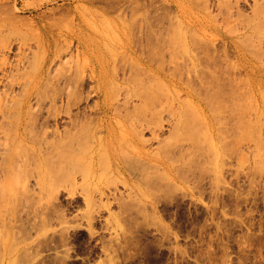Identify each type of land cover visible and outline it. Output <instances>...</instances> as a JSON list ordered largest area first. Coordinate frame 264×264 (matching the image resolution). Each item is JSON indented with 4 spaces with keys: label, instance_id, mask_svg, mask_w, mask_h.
<instances>
[{
    "label": "rangeland",
    "instance_id": "374dc122",
    "mask_svg": "<svg viewBox=\"0 0 264 264\" xmlns=\"http://www.w3.org/2000/svg\"><path fill=\"white\" fill-rule=\"evenodd\" d=\"M32 89L38 140L0 111V264H264V0H0V106Z\"/></svg>",
    "mask_w": 264,
    "mask_h": 264
},
{
    "label": "bare ground",
    "instance_id": "6f19581e",
    "mask_svg": "<svg viewBox=\"0 0 264 264\" xmlns=\"http://www.w3.org/2000/svg\"><path fill=\"white\" fill-rule=\"evenodd\" d=\"M253 30L259 32L260 31V27L258 25V23H255L254 25H252ZM179 37V42H181L182 40L184 41V44H180V47L184 50L183 52L185 54H189V46H187V42H186V35H182ZM193 38H196V36L194 35V33H192ZM181 50V49H180ZM108 51H110L108 49ZM140 66L148 71L153 72V74L159 78V79H164L161 76H165L164 71L162 70V65H158V66H154L153 64V58L149 57L146 60H143L140 62ZM194 66V65H193ZM195 67H193L194 69ZM192 70V69H191ZM196 71V69H194ZM191 72V71H190ZM198 73V72H197ZM196 74V73H195ZM176 75V74H175ZM199 75L200 74H196ZM166 82L162 81V86H166L165 84ZM174 89V88H173ZM166 92L169 93H176L177 89L175 88V90H170V89H166ZM193 92V91H192ZM191 92V93H192ZM217 90H213L209 95H207V97L204 99L205 104L207 105L205 108H210L215 109L218 111V107L222 104V100L220 95L217 93ZM38 93L35 89H32L30 91L27 92V94L24 96V98L22 100H19L18 102L14 103V104H10L8 107H2L0 106V111L3 113L4 116L8 115V117L13 116V119L16 115V113H19V115L16 116L17 120H13L11 121V131H13V135H9L7 134V139H10V137L13 138V140H27V136H26V131L28 129V127L30 128V139H35L38 140V136L34 133L33 128L31 129L32 125L34 128H36L37 126V122H38V118L35 117L34 115H38V114H33L31 112V109L29 108L28 104L30 105L31 102V98L32 96ZM195 94V93H194ZM154 97H157L156 95L154 96H148L147 97V101L151 103V105H155L156 102ZM263 102H264V98H263ZM187 104L183 103L181 106V116L178 119L179 121L176 122V126L174 127V132L175 134H178L180 132H185L187 137L189 140H193V144L196 145L197 147L200 146L202 140V135L200 134V130L196 129L195 131L193 130L194 127L193 125H195L197 122L201 124V122L205 123V116H204V112L197 106L196 101L195 102H186ZM264 104V103H263ZM259 107V106H258ZM209 109V110H210ZM216 110H214L215 112H217ZM211 111V110H210ZM213 111V112H214ZM262 113V111H260ZM263 114V113H262ZM187 115H192L191 117H188ZM193 130V131H191ZM111 132L109 133V137L106 140H112L111 139ZM185 139V138H184ZM176 140V139H175ZM178 140V139H177ZM180 140V139H179ZM206 140H208L207 144L210 148L211 151H213L216 155H219L220 153V149H219V144L215 142L216 138L210 134L209 130H206ZM222 149V146H221ZM11 166L7 167L10 168ZM90 171V170H89Z\"/></svg>",
    "mask_w": 264,
    "mask_h": 264
}]
</instances>
